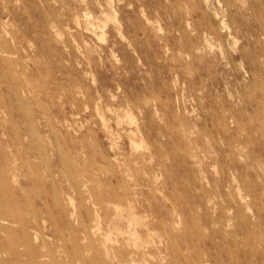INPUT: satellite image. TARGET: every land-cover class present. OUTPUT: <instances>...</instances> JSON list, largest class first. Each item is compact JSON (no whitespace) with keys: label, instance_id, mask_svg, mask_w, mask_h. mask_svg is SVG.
<instances>
[{"label":"rangeland","instance_id":"obj_1","mask_svg":"<svg viewBox=\"0 0 264 264\" xmlns=\"http://www.w3.org/2000/svg\"><path fill=\"white\" fill-rule=\"evenodd\" d=\"M1 217L0 264H264V0H0Z\"/></svg>","mask_w":264,"mask_h":264},{"label":"bare ground","instance_id":"obj_2","mask_svg":"<svg viewBox=\"0 0 264 264\" xmlns=\"http://www.w3.org/2000/svg\"><path fill=\"white\" fill-rule=\"evenodd\" d=\"M2 11V10H1ZM103 24V23H102ZM2 28V27H1ZM3 29V28H2ZM101 29V28H100ZM263 85V84H262ZM29 107V106H28ZM48 120V119H47ZM69 124V123H68ZM112 160H114V159H112ZM54 186V185H53ZM70 202V201H69ZM0 219H4L3 217H1ZM96 220V219H95ZM94 221V220H93ZM93 223H95V221L93 222ZM94 226V225H93ZM90 241V240H89ZM141 242V241H140ZM106 254H108V253H106ZM112 258H113V256H112ZM122 261V260H121Z\"/></svg>","mask_w":264,"mask_h":264}]
</instances>
